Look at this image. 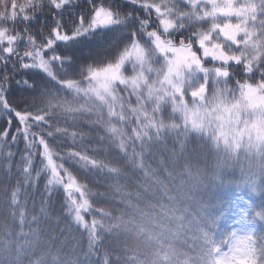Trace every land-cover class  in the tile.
I'll return each instance as SVG.
<instances>
[{"label": "snow or ice", "instance_id": "6c2138e0", "mask_svg": "<svg viewBox=\"0 0 264 264\" xmlns=\"http://www.w3.org/2000/svg\"><path fill=\"white\" fill-rule=\"evenodd\" d=\"M0 264H264V0H0Z\"/></svg>", "mask_w": 264, "mask_h": 264}, {"label": "trees", "instance_id": "16d2710c", "mask_svg": "<svg viewBox=\"0 0 264 264\" xmlns=\"http://www.w3.org/2000/svg\"><path fill=\"white\" fill-rule=\"evenodd\" d=\"M229 195H231V192L225 194V193H221V196L224 198V199H228L229 198ZM232 198H235L234 195H232ZM226 207V205H225Z\"/></svg>", "mask_w": 264, "mask_h": 264}]
</instances>
